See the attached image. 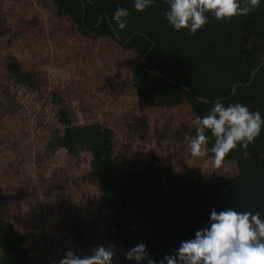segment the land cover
Masks as SVG:
<instances>
[{
    "label": "trees",
    "instance_id": "16d2710c",
    "mask_svg": "<svg viewBox=\"0 0 264 264\" xmlns=\"http://www.w3.org/2000/svg\"><path fill=\"white\" fill-rule=\"evenodd\" d=\"M52 2L56 15L66 18L74 31L88 38L107 37L139 56L131 69L132 84L134 94L145 106L187 104L195 119L210 111L214 99L227 97L220 100L225 106L241 103L250 111H259L264 119V64L249 84L237 86L230 95L233 84L246 83L251 70L264 61V0L246 16L217 21L208 13V22L194 36L188 35L187 29L176 31L167 22L164 13L168 5L164 0H154L142 12L134 9V0ZM117 6L130 13L122 31L111 19ZM1 21L2 14L0 25ZM8 30L0 26L3 34ZM4 69L28 90L40 88L39 72L24 70L14 55L6 57ZM60 97V92L53 89L49 97L53 125L46 149L49 153L63 150L74 157L83 151L89 153V168L97 180L100 201L109 207L104 218L106 240L116 249L128 251L144 243L159 262L182 241L194 238L196 230L209 227L213 209L259 212L264 219V125L246 150L238 145L221 159L234 163L235 173H203L195 167L176 171L153 153L125 157L116 149L114 129L98 121L77 124ZM126 122L127 147L147 138L151 123L147 116L133 115ZM186 133L195 135V129L164 126L155 134V141L164 145L171 139L181 140ZM206 135L211 149L215 139L210 131ZM206 156L215 159L211 151ZM2 197L0 186V264H29L32 249L25 244L24 233L5 217ZM78 249L85 250L86 245L80 244ZM119 260L121 264H136L122 254Z\"/></svg>",
    "mask_w": 264,
    "mask_h": 264
},
{
    "label": "rangeland",
    "instance_id": "374dc122",
    "mask_svg": "<svg viewBox=\"0 0 264 264\" xmlns=\"http://www.w3.org/2000/svg\"><path fill=\"white\" fill-rule=\"evenodd\" d=\"M50 1L0 0V15L2 14V25L0 26L1 29L3 27L9 29L5 34L0 31V184L8 180V177L9 179L14 178V176L6 175L8 173L15 175L16 173L13 172L19 169L23 173L21 177L25 179V182H31V185L35 187L34 202L44 213L42 214L43 218L51 219L55 211L63 207L64 211L57 215L60 218L59 222L65 223L66 219H70V221L72 219V223H84L87 238L96 241L98 245H106L108 234H106V228H103L101 218L107 206L100 204L99 190L92 188L95 180L88 177V171H90L88 170L89 153L81 152L79 155L81 158L77 163L74 157L71 159L63 150H58L54 155L46 149V141L53 125L50 119L52 104L49 103L53 89L60 92V98L73 112L77 124L98 121L114 129L116 149L127 158L145 157L153 153L171 164L176 171L195 167L203 173L213 171L225 175L235 173L236 168L232 162H220L217 166L215 159L208 156L193 158L189 152L188 142L194 135L190 136L186 133L181 140L171 139L164 145L156 144L155 134L164 126L185 130L194 129L192 125L194 116L190 107L187 104L170 108L145 106L134 94L132 84L131 69L138 63L139 56L107 37L88 38L73 31L66 18L56 15V7ZM49 14H55V17L66 25L67 32L62 37L64 40L61 48H58L57 42H55L59 36L57 37L58 32L56 33L55 27L51 24L52 20L49 19ZM66 47L67 49L73 47L77 55L82 53V62H79L83 63V67H86V74L90 73L87 61L91 54H97L100 57L107 55L110 60V68L101 67L98 69L99 73H93L91 77V80L97 83V93H90L89 82L79 74L74 52L65 54L62 52L61 49ZM8 55H14L24 70L39 72L42 78L39 89L28 90L5 71V60ZM72 60L74 69H72V65L67 66L69 62L72 63ZM113 71L116 76L110 80L107 75H113L111 74ZM51 72L62 77L59 79V84H51L48 79L46 80ZM114 81L117 84L113 85ZM104 85H107V88ZM129 87L132 88L130 93L126 90ZM61 88L65 91L64 94H62ZM113 89L116 97L124 96L126 104L121 108L120 115L116 116L104 114L105 111L100 112L101 109L92 105V97L103 98ZM133 115L147 116L151 121L150 129L147 138L134 141L133 146L127 147L129 141L125 135V127L128 124L126 121ZM43 144L44 149L42 148ZM51 155L54 158L50 157ZM42 157H48L49 160H43ZM74 166L76 169L70 168ZM40 175H42L41 179ZM66 178L74 181L80 178L85 181L86 187H76L70 180L65 184ZM42 181H48L45 191H42ZM21 183L18 189L25 185L22 180ZM9 191L10 188L7 190L6 198L4 197L2 200L3 213L8 220L14 221L21 232L29 234L27 228L29 222H26L25 216L21 212H24L26 207L24 208L22 203H18L14 209H9L7 200ZM27 192L29 191L24 190L20 195L26 196ZM90 195H92V199L87 202ZM28 207L36 209L32 202ZM39 222L41 221L39 220ZM96 223L97 226H94ZM75 231H80V229L77 228ZM52 236L53 243H50L52 248L47 250V257H50V251L51 256H56L57 248L61 251L72 250L81 254V251H75L78 248L75 244L79 245L78 241L69 243L65 232L59 234L56 233V229H52ZM57 238L62 240L58 242ZM25 240L28 247L31 246V242L35 241L31 236H27ZM55 242L57 246L54 245ZM98 245H94V247ZM88 247H91V243H88ZM34 258L35 256L30 255L29 264H39L35 262ZM113 264H121L118 255L114 258Z\"/></svg>",
    "mask_w": 264,
    "mask_h": 264
},
{
    "label": "clouds",
    "instance_id": "9594fccd",
    "mask_svg": "<svg viewBox=\"0 0 264 264\" xmlns=\"http://www.w3.org/2000/svg\"><path fill=\"white\" fill-rule=\"evenodd\" d=\"M168 10L164 16L176 30H188L194 36L208 22L211 13L217 21L236 16H246L260 6L261 0H164ZM154 0H134V9L142 12ZM128 9L117 6L111 18L122 31L127 26ZM195 135L188 142L193 158L204 157L211 151L215 163L240 145L247 149L261 134L264 119L259 111H250L241 103L225 106L217 101L204 116L192 120ZM215 143L208 148L209 137ZM115 245L101 244L91 253L77 254L67 250L59 264H113L117 255ZM129 261L136 264H264V219L261 214L250 211L237 212L233 208L211 211L209 227L198 229L192 239L182 241L180 246L166 254L159 262L140 243L128 251L119 250Z\"/></svg>",
    "mask_w": 264,
    "mask_h": 264
},
{
    "label": "crops",
    "instance_id": "0c3cea01",
    "mask_svg": "<svg viewBox=\"0 0 264 264\" xmlns=\"http://www.w3.org/2000/svg\"><path fill=\"white\" fill-rule=\"evenodd\" d=\"M50 2L52 3V0ZM52 4L54 5V3H52ZM49 19L52 20L51 24L55 27L56 33L58 32L57 37L59 36V39L55 42H57V47L61 48L62 42L64 40V38H62V37L67 32L66 31V25H64V23H62L58 18H56L55 14H49ZM69 29H71V28L69 27ZM75 32H77V31H75ZM61 50H63L62 52H64V54L66 52H74L75 61L78 64L79 74L83 75L85 77L86 81L89 82L88 86L90 89V93H93V94L97 93V91H98V89H96L97 83L96 82L94 83L91 80V77H92L93 73H95V74L99 73L98 69H100L101 67L110 68V60L108 59L107 55H103V57L102 56L100 57L97 54H91L90 58L87 61V63L89 64V67H90V73L88 72L86 74L87 69H86V67H83V63L81 64L82 53L77 55L75 53L73 47L71 49H67V47H66L65 49H61ZM79 61H81V62H79ZM73 63H74V61L72 60V63L69 62L67 64V66L72 65V69H74ZM75 67H77L76 64H75ZM91 69H94V71H91ZM111 74H113V75H107V77L110 80H112V78L114 79L116 76L115 71H113ZM60 78H62V77H60L59 74H55V73L51 72V74L48 77H46V80L48 79V81L51 84L52 83H58L59 84ZM63 80L65 82H68V80H65V79H63ZM115 84H117V82L114 81L113 85H115ZM105 87L107 88V85ZM61 90H62L61 91L62 94H64L65 91L62 88H61ZM126 90L130 93L132 91V88L129 87ZM123 92H125V89H123ZM92 98H93L92 105L94 107L101 109L100 112L105 111L104 114H111L114 116L120 115L121 108L126 106L125 101H124V96L119 95V97H116L114 89L112 91H110L109 94H106V96L103 98H101L99 96H97V98L96 97H92ZM86 123H88V122H86ZM81 124H84V123H81ZM42 148L44 149V144L42 145ZM57 152H58V150H56L52 153L55 155ZM66 155H69L71 157V159L74 157L70 154H66ZM52 156L53 155H51L50 157H52ZM53 158H54V156H53ZM74 158H75L76 162L78 163L79 159L81 157L77 156ZM42 159L43 160H47V159L49 160L48 157H42ZM88 165H89V162H88ZM70 168L76 169V166L70 167ZM88 170H90V168ZM13 173H16V174L14 175L12 173H8V175H6V176H10V177L14 176V178L9 179V177H8L7 178L8 180H6L3 184H0V186L2 187V190H3L2 200L4 197L6 198L7 190L10 188V191H9L10 194H9V197L7 198L8 203H9L8 204L9 209H14V207L17 206L18 203L19 204L22 203L24 205V208L26 207V209H24L25 213L23 211H21V212L24 214L26 222H29V226L27 227L29 230V234H27L24 231H22V232H24L25 239H27V236L28 237L31 236L35 240L34 242H31L32 244H31V246H29L32 249V252H31L32 257L35 256V258H34L35 262H37L39 264H54V263L59 264V260L64 256L65 252L67 251V250L61 251V249L57 248L56 256H51V251H50V257L46 256L47 250H49V249L51 250V248H52V245H50V243L51 244L53 243L52 229L53 230L56 229V233H59V234L61 232H65L67 234L66 238L68 239L69 243L70 242L72 243L73 241H78L79 245L75 244L77 247H79L80 244L86 245L85 250H80L77 248V249H75V251H81V254H84V253L90 254L91 251L95 248L94 245H98V243L96 241H92V239L89 240L87 238V234H86V230H85V228H86L85 224L84 223H80V224L78 223L77 224L75 222L72 223L71 222L72 219H71V221H70V219H66L65 223L59 222L58 219L60 220V218H58L57 215L59 212L64 211L65 208H63V207H61V209H59V210H56L55 213L52 215L51 219L43 218L42 214H44V213L41 212V210H39L38 205H36V203L34 202L35 198H33V191H35V187L33 185H31V182H25V179L23 177H21V175H23V173H21L19 171V169H16ZM88 177L94 178L95 181H94V186H92V188L97 189L98 188L97 180H96V178H95V176L91 170L88 171ZM41 178H42V175H40V179ZM21 180L25 183V185H23V187H20L18 189V186L22 184ZM59 180H57V182H59ZM68 180H70L72 182V184L76 187H80V186L86 187L85 181L81 180L80 178L76 179L75 181L70 179V178ZM68 180H67V178L64 180L65 184L67 183ZM42 182H43L42 191H45L46 190V184L48 183V181L47 182L42 181ZM24 190L29 191V192H27V195L26 196L20 195V193ZM100 194L101 193L99 191V198H98L99 201H100ZM91 199H92V195H90L89 199H87L86 201L89 202V200H91ZM31 202L36 207V209L28 207ZM100 204L103 206L105 205V204L101 203V201H100ZM1 207H2V205H1ZM108 211H109V207L107 206V208L105 209L103 216L101 218V222L104 225L103 228H106L105 223H104V218H105L106 213H108ZM97 214H99V212H97ZM9 220L12 223H14V221H12L11 219H9ZM39 220L41 222L38 223ZM70 225H71V227H70ZM94 226H97V223L94 224ZM77 228L80 229V231H75V230H77ZM26 234H27V236H26ZM60 240H62V239L57 238L58 242ZM88 243H91V247H88ZM105 243H106L105 246L112 244V242L109 239H107L105 241ZM54 245L57 246L56 242ZM61 245H60V248H61ZM65 249H68V248H65ZM117 255H118V259H119V255H120L119 251H118Z\"/></svg>",
    "mask_w": 264,
    "mask_h": 264
},
{
    "label": "water",
    "instance_id": "95a60500",
    "mask_svg": "<svg viewBox=\"0 0 264 264\" xmlns=\"http://www.w3.org/2000/svg\"><path fill=\"white\" fill-rule=\"evenodd\" d=\"M82 5H83V12H84V11H85V5H84L83 1H82ZM106 18L108 19V21H110L108 17H106ZM100 20H101V18L98 20V22H100ZM98 22H97V23H98ZM111 27H112V26H111ZM114 34H115V36L119 39V37H118V35H117V33H116L115 31H114ZM263 64H264V61L261 62L258 66H256L255 68H253V69L251 70V72H250V78H249V80H248L246 83H235V84H233V86H232V88H231V91H230V95L233 94V93L235 92V89H236L237 86H239V85L244 86V85L249 84V83L252 81V79L254 78L256 72L258 71V69H259ZM147 70H149V69H147ZM149 71H152V70H149ZM152 72L155 73V74L161 75V73L158 72V71H152ZM167 79L170 80V81H173V80H171V79H169V78H167ZM173 82H175V81H173ZM177 83H178V82H177ZM178 84H179V83H178ZM180 86H181L182 88H184V89H188L184 84H180ZM197 98H198L199 100H204V101H206V102H210L209 100L204 99V98H202V97H197ZM225 98H227V97L217 98V99H214L213 102H217V101L223 100V99H225Z\"/></svg>",
    "mask_w": 264,
    "mask_h": 264
}]
</instances>
